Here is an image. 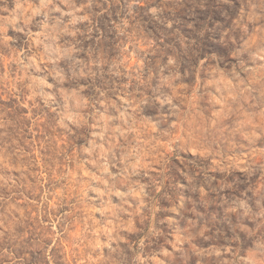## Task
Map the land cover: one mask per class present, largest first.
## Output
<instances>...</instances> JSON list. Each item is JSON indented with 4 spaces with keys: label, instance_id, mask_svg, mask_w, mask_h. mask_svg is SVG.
<instances>
[{
    "label": "clouds",
    "instance_id": "1",
    "mask_svg": "<svg viewBox=\"0 0 264 264\" xmlns=\"http://www.w3.org/2000/svg\"><path fill=\"white\" fill-rule=\"evenodd\" d=\"M0 264H264V0H0Z\"/></svg>",
    "mask_w": 264,
    "mask_h": 264
}]
</instances>
